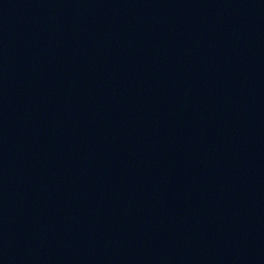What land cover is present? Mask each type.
Listing matches in <instances>:
<instances>
[{
    "label": "water",
    "instance_id": "water-1",
    "mask_svg": "<svg viewBox=\"0 0 264 264\" xmlns=\"http://www.w3.org/2000/svg\"><path fill=\"white\" fill-rule=\"evenodd\" d=\"M264 222V0H0V264Z\"/></svg>",
    "mask_w": 264,
    "mask_h": 264
}]
</instances>
